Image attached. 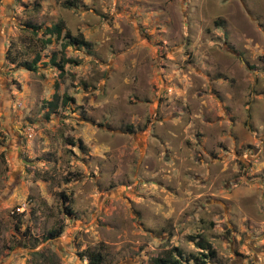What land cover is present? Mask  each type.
<instances>
[{"label":"rangeland","instance_id":"obj_1","mask_svg":"<svg viewBox=\"0 0 264 264\" xmlns=\"http://www.w3.org/2000/svg\"><path fill=\"white\" fill-rule=\"evenodd\" d=\"M200 241L264 264V0H0V259L196 264Z\"/></svg>","mask_w":264,"mask_h":264},{"label":"trees","instance_id":"obj_2","mask_svg":"<svg viewBox=\"0 0 264 264\" xmlns=\"http://www.w3.org/2000/svg\"><path fill=\"white\" fill-rule=\"evenodd\" d=\"M45 33L47 34H55L57 37H60L63 33V24L62 22L56 23L52 26H48L45 29ZM65 37L69 39V42L71 44H78L80 46H86L89 44V41L84 37L83 34H77L74 35L70 30H67L65 33ZM47 41H50L49 39ZM40 59V55H38L33 63L27 64L28 69L35 68L36 62ZM60 67H63V65L60 64ZM62 228H59L57 230L52 231L50 236H58L62 233ZM198 247L203 249L204 251H207L208 254H203L204 258L200 259L199 256L194 255L193 260L196 262V264H207V258L208 257H214L213 253L214 250L212 246L208 242L200 241L198 242ZM178 255H174L173 253L166 254L164 256H158L154 258L155 264H183V253L182 250H177ZM39 255H43V253H39ZM104 254L100 250H90L89 252L85 253V257L88 259L89 264H102L104 261ZM49 264H55V260L49 259L47 261Z\"/></svg>","mask_w":264,"mask_h":264},{"label":"flooded vegetation","instance_id":"obj_3","mask_svg":"<svg viewBox=\"0 0 264 264\" xmlns=\"http://www.w3.org/2000/svg\"><path fill=\"white\" fill-rule=\"evenodd\" d=\"M54 230H56V229H52L51 231H50V233L49 234H51L52 233V231H54ZM30 235H28V233H25V232H23L21 235H19V238H18V241H17V244H16V246H21L22 248L24 247V245L26 244V243H29V240H30ZM11 246H9L8 248H7V255H9V254H11V248H10ZM39 253H43V255H40V256H44L43 258L46 260V261H44V262H47L51 257H46L45 255H44V251H35L33 254L34 255H39ZM14 255V257H12V261H10L9 263H7V258H5V259H0V264H17V253H15V254H13ZM104 256V255H103ZM43 261V260H42ZM88 264H89V262H88ZM102 264H104V261H103V263Z\"/></svg>","mask_w":264,"mask_h":264},{"label":"crops","instance_id":"obj_4","mask_svg":"<svg viewBox=\"0 0 264 264\" xmlns=\"http://www.w3.org/2000/svg\"><path fill=\"white\" fill-rule=\"evenodd\" d=\"M251 194H249L247 197L245 196V198H241V200H245V199H248L249 200V198L248 197H252V196H256V199H254L256 202H257V204L259 205V201L257 200V196H259L258 194V192H255V193H253V189H251L250 188V191H249ZM253 204H254V201L252 200L251 201Z\"/></svg>","mask_w":264,"mask_h":264}]
</instances>
